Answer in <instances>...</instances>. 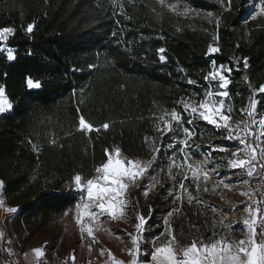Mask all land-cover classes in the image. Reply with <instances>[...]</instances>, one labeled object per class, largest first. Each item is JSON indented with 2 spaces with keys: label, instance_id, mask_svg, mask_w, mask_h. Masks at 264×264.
Segmentation results:
<instances>
[{
  "label": "trees",
  "instance_id": "16d2710c",
  "mask_svg": "<svg viewBox=\"0 0 264 264\" xmlns=\"http://www.w3.org/2000/svg\"><path fill=\"white\" fill-rule=\"evenodd\" d=\"M173 3L178 12L167 7ZM185 6L195 11L186 14ZM260 6V0H232L230 11L227 0L223 5L221 0H165V6L158 0H0V28L15 29L7 45L16 52L14 61L0 53V86L13 102L12 110L0 116V179L5 182L0 197L18 209L7 220L21 252L47 236L52 226L62 227L64 221L71 225V213L65 219L64 212L73 199L65 186L75 173L94 174L106 159L105 149L119 148L128 157L147 160L153 154L147 137L160 149L152 168L165 166L174 151L165 147L173 134L156 131L157 124L163 127L158 117L165 110L180 111L181 99L203 98L210 61L233 69L228 89L233 119L247 118L239 109L248 104L253 89L264 85V16L256 15ZM215 17L220 19L218 28ZM30 23L35 28L28 34ZM209 45L220 51L207 54ZM161 47L166 49V62L159 59ZM28 77L39 79L42 88L28 89ZM187 79L196 83L188 84ZM254 98L264 114V93ZM80 115L96 127H110L81 132ZM185 126L195 130L196 158L208 152L217 156V145L235 147L221 138L223 130L202 120ZM147 175L130 193L143 205L152 227L148 237L154 238L176 207L168 193L177 190L161 172L143 204ZM185 185L197 193L191 178ZM183 199L174 217L183 225L197 223L201 205ZM182 230L192 233L190 228ZM57 240L58 236L47 240L46 250L52 253ZM5 246L0 239V262L6 260Z\"/></svg>",
  "mask_w": 264,
  "mask_h": 264
},
{
  "label": "snow or ice",
  "instance_id": "6c2138e0",
  "mask_svg": "<svg viewBox=\"0 0 264 264\" xmlns=\"http://www.w3.org/2000/svg\"><path fill=\"white\" fill-rule=\"evenodd\" d=\"M158 3L165 6V0H158ZM221 4H224V0H221ZM231 4L232 0H227L226 10H231ZM260 4V9L256 15L264 16V0H260ZM167 7L175 11L178 4H168ZM184 11L186 13L195 10L185 6ZM207 17L213 18V13L208 12ZM214 19L218 28L220 19L219 17ZM210 22H212L211 19ZM34 28L35 23H30L26 26L25 31L31 34ZM14 34L15 29L13 27L0 28V43L4 44L3 47H0V53H5L8 61L16 60L15 50L7 45L8 38ZM157 51L160 53V61L166 62L167 58L164 55L166 49L161 47ZM219 51L218 46L209 45L207 54H214ZM243 62L244 66L247 67V58H244ZM209 64L210 70L203 77L205 81L203 98L198 101L192 97L181 99L179 101L182 105L180 111L175 108L170 111L165 110L158 117L163 127L157 124L156 131L164 135L173 134L170 137L171 142L165 147L174 149V151L169 153L165 166L157 165L156 168H152L160 149L155 147L154 140L149 141L145 137V142L149 144L153 153L149 159L141 160L128 157L119 148L105 149L106 159L95 167L94 174L75 173L70 177L65 187L71 190L73 204L65 209L64 215L69 213L74 215L75 223L82 237L86 235L91 238L93 243H98L94 229L99 231L102 217H107L112 221L125 219L129 190L140 186L141 181L145 180L146 174H148L147 180L142 187L144 195H147L160 182L157 177L161 172H164L167 178L175 182L170 187L177 190L176 194L171 191L168 194L173 196L172 203L176 207L168 213L169 216L173 212L179 211L184 202L185 193H187L189 204L199 199L185 185V181L189 178H191L197 193L201 190L209 191L208 182L220 165L215 163L214 159H210L211 152L199 153V158L193 155L192 148H199V145L195 144L192 139L196 133L193 128L186 127L185 124L192 125L194 121L202 120L214 126L217 131L223 130L220 132L221 138L232 141L235 147L230 150L228 147L217 145L213 150L218 149L221 153L230 151L229 157H222V159L227 160L225 165L227 168L242 170L241 174H246L248 177L253 176L257 170V165L264 170V114L258 112L257 106L260 101L254 98L256 93H264V85L253 89L248 104L239 109L241 115L247 114V118L234 120L235 107L228 90L232 82L230 74L233 69L224 65L218 66L215 61H210ZM90 67L94 68L95 65H90ZM187 83L195 84L196 81L187 79ZM26 86L30 90H38L42 88V83L39 79L28 77L26 78ZM12 108V100L6 95L4 87L0 86V114L9 112ZM184 113L187 114L186 117ZM257 117L259 118L257 119ZM109 127L108 123L96 127L87 121L84 115H80L78 118V130L84 133L99 132L101 129L108 130ZM177 132L181 135L177 136ZM52 143H55V140ZM33 148L38 151L35 145ZM178 154L179 159L177 158ZM208 164L212 165L211 168L206 166ZM149 169L152 171L149 172ZM177 177L180 179L177 180ZM243 183L248 184L249 182L244 180ZM220 185L226 189L233 187L232 184L225 183L223 178H220L213 187ZM4 186V180L0 179V190L4 189ZM246 194L252 195V193ZM0 196H2V192H0ZM0 206H4L3 199H0ZM6 210L9 213H15L18 209L7 207ZM242 211L247 213L242 220L247 229L243 238L232 236L231 226H226L227 231L219 233L213 231L207 238L193 237L190 243L184 245L177 241L169 221L165 219L163 222L164 230L151 240V250L143 253L147 257L144 260L140 259L142 255L140 241L146 218L139 215L136 225L137 234H128L131 238L132 247L128 249L127 254L131 259L127 262L119 260L110 250L108 255L111 256L112 264H264V200H253L252 204L246 205ZM220 223L223 224V220ZM165 236L167 239L158 244L157 241H161V238ZM89 250H91V244ZM34 252L37 258H44L46 255L42 248H36ZM103 254L104 250L101 249L100 255Z\"/></svg>",
  "mask_w": 264,
  "mask_h": 264
},
{
  "label": "rangeland",
  "instance_id": "374dc122",
  "mask_svg": "<svg viewBox=\"0 0 264 264\" xmlns=\"http://www.w3.org/2000/svg\"><path fill=\"white\" fill-rule=\"evenodd\" d=\"M175 12H178V10L176 9ZM0 116H2V114H0ZM213 151L217 152L218 149ZM217 154L218 155L215 157H213V155L210 157V159H214L215 163L219 164L220 167L212 175V178L208 182L207 186L209 188V191L204 192L201 190L199 193L195 194V196L199 197V199L196 201H198V204L201 205L200 209L202 218L198 220V224H181L180 220L174 217L175 212H173L171 216L167 215L165 217V219L169 221L171 230L176 236L177 241L181 245L190 243L193 237L207 238L212 234L213 231H216L217 233L227 231L228 228L226 226H231V235L237 238H243L244 234L247 231L242 223V220L247 215V213L242 211V209H244L246 205L252 204L253 200H259L253 193L255 184L252 181V177H248L246 174H241L242 170H233L225 166L227 164V160L222 159V157H229L230 151L228 153L219 152ZM206 166L211 168L212 165L208 164ZM257 168L260 169L258 165ZM220 178H223L225 183L232 184L233 187L231 189H226L223 187V185H220L219 187L214 188L213 185L218 183V180ZM167 180L173 181L169 178H167ZM244 180H247L249 183L244 184ZM155 188L156 187H153L149 192L154 191ZM130 190L126 218L112 221L107 217H102L101 223L99 225V231H95L94 229L98 243H93L91 238H88L86 235L83 237L81 236L79 228L75 223L74 215L71 213L69 215L70 220L72 221L71 225H66V222L64 221L63 224L65 227H61L60 224L57 226H52L47 236L45 235L44 237L40 238L42 240L41 244H45L47 240H51L53 237L58 236L56 245H60V248L64 247V251H66V253L69 252L73 255L76 253H80L78 256H75L77 257L75 260H79L78 263L75 262L76 264H98L99 262L105 260L112 262L111 256L108 255L109 250L119 260L129 258L127 253L128 249L132 247V244L131 238L128 234L131 233L133 235H136L138 216L143 215L145 217L144 213H142L143 205L139 203L136 197H132ZM149 192L147 195H149ZM246 193H252V195L250 196ZM185 197L187 199V193L184 194L183 198ZM143 199V204H145L146 195L143 196ZM213 209H215V211H213ZM14 214L15 213H9L6 210L4 216L0 217V223L3 222L5 226L9 227L10 222H8L7 218H12ZM67 218L68 215L65 219ZM145 218L146 224L144 226L142 238L140 241L142 251L140 259L144 258L143 253L145 251L151 249V240L153 239L151 237H148V235L152 231V227L148 224L149 218ZM164 220L162 222H164ZM221 220H223V224L220 223ZM162 226L164 230V223H162ZM184 227L190 228L192 233L187 234L186 232H184L182 230L184 229ZM207 232H209L208 236L204 237ZM52 234L53 236H51ZM58 234H60V236ZM10 237L14 238V235H11L8 232L7 239L5 240L6 243L7 240L10 239ZM165 239H167L166 236L162 237L161 241H157V243L159 244ZM37 241H39V239ZM90 244L91 255H87L86 252L90 251L88 250ZM101 249L104 250L103 255H100ZM63 254L64 253H62V255ZM64 256L65 258L68 257V255ZM54 258L59 257L56 256ZM70 259L72 261L65 262V264H72L74 260L71 257Z\"/></svg>",
  "mask_w": 264,
  "mask_h": 264
},
{
  "label": "crops",
  "instance_id": "0c3cea01",
  "mask_svg": "<svg viewBox=\"0 0 264 264\" xmlns=\"http://www.w3.org/2000/svg\"><path fill=\"white\" fill-rule=\"evenodd\" d=\"M18 212V210H17ZM15 212V214L17 213ZM14 214V216H15ZM53 236V234L51 235ZM50 237V236H49ZM42 240L39 239L36 244H34L32 247H28L24 251H20L18 246H17V237L14 236V238L10 237V239L7 240L6 246H5V252H6V260H3L0 262V264H65V262L72 261L70 257L74 260L72 264H76L75 262H79L75 260L80 253L76 254H70L69 252L66 253L64 251V247L60 248V245H56V247L53 248V252L50 253L46 248L44 247L45 244H41ZM36 248H42L45 252V257L44 258H37L35 256L34 250ZM59 253H58V251ZM89 250V247H88ZM62 253H64L62 255ZM87 255H91V250L86 252ZM64 255H68L67 258H65ZM58 256L59 258H54ZM131 259V257L124 259L123 261L127 262ZM143 260V259H141ZM98 264H112L110 261H102L99 262Z\"/></svg>",
  "mask_w": 264,
  "mask_h": 264
},
{
  "label": "built area",
  "instance_id": "2783aa9c",
  "mask_svg": "<svg viewBox=\"0 0 264 264\" xmlns=\"http://www.w3.org/2000/svg\"><path fill=\"white\" fill-rule=\"evenodd\" d=\"M262 177H264V171L262 169L257 168L256 172L252 176V181L255 184L253 193L259 200H264V179H262ZM0 199H3L4 206H6V209L7 207H11L8 205L7 199L3 197H0ZM3 216L4 215L0 217H3ZM8 232H10V223H9V227L5 226L3 222L0 223V239L2 241L7 239Z\"/></svg>",
  "mask_w": 264,
  "mask_h": 264
},
{
  "label": "bare ground",
  "instance_id": "6f19581e",
  "mask_svg": "<svg viewBox=\"0 0 264 264\" xmlns=\"http://www.w3.org/2000/svg\"><path fill=\"white\" fill-rule=\"evenodd\" d=\"M6 212V206H0V216L4 215Z\"/></svg>",
  "mask_w": 264,
  "mask_h": 264
}]
</instances>
